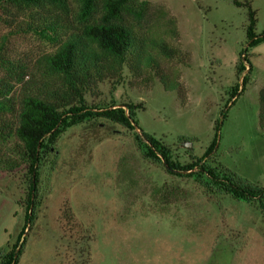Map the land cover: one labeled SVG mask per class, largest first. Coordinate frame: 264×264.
Here are the masks:
<instances>
[{"label": "rangeland", "instance_id": "374dc122", "mask_svg": "<svg viewBox=\"0 0 264 264\" xmlns=\"http://www.w3.org/2000/svg\"><path fill=\"white\" fill-rule=\"evenodd\" d=\"M147 1L176 20L178 35L166 42L186 59L159 55L158 61L160 71L174 75L179 87L165 91L148 68L135 76L124 69L121 77L108 75L93 86L87 101L143 103L136 112L138 126L166 143L181 163L203 154L220 123L216 145L204 159L264 185L258 107L264 41L247 47L245 8L231 0ZM250 3L259 34L264 0ZM10 45L31 67L43 50L32 36L13 37ZM246 48L250 79L241 94L230 98L229 87L247 71L239 77L235 72ZM31 72L34 76L25 80L34 90L43 77ZM11 130L3 129L6 138L0 139V248L15 241L24 223L30 179ZM183 142L191 144L190 153ZM55 148L39 176V206L25 231L18 264H264V222L256 204L208 197L192 178L172 175L142 158L131 131L117 127L106 133L101 127L96 132L84 122L68 128ZM83 228L95 236L88 241L87 261L85 252L80 254Z\"/></svg>", "mask_w": 264, "mask_h": 264}, {"label": "trees", "instance_id": "16d2710c", "mask_svg": "<svg viewBox=\"0 0 264 264\" xmlns=\"http://www.w3.org/2000/svg\"><path fill=\"white\" fill-rule=\"evenodd\" d=\"M231 1L246 10L247 47L263 42L264 30L259 34L255 31L257 14L250 0ZM177 35L176 20L147 0H0V139L6 138L3 129H12L8 133L18 140L19 159L27 165L30 176L24 223L15 241L0 248V264H18L25 231L36 218L44 163L56 155L59 137L84 122L96 132L101 127L106 133H113L117 127L131 131L142 158L172 175L192 178L210 198L225 195L256 204L264 222V185L213 158L204 159L216 145L220 123L215 124L214 136L203 154L191 155L192 160L181 163L166 143L138 126L136 112L143 103L112 102L105 106L90 104L86 99L98 82L108 75L121 77L124 69L135 76L148 68L165 91L176 90L178 80L160 71L158 58L186 59L178 47L166 42L167 37L174 39ZM16 36H32L43 46L32 67L13 54L10 41ZM247 50L240 53L235 72L239 77L247 71L240 82L229 87L230 98L241 94L250 79L252 66ZM32 70L43 77L41 86L34 90L25 80L34 76ZM258 107L264 131V90L258 93ZM183 139L188 138L178 137ZM82 231L85 249L81 247L80 254L85 252L87 261L88 241L95 236L90 228Z\"/></svg>", "mask_w": 264, "mask_h": 264}, {"label": "water", "instance_id": "95a60500", "mask_svg": "<svg viewBox=\"0 0 264 264\" xmlns=\"http://www.w3.org/2000/svg\"><path fill=\"white\" fill-rule=\"evenodd\" d=\"M191 144L189 142H183V147L189 149Z\"/></svg>", "mask_w": 264, "mask_h": 264}]
</instances>
